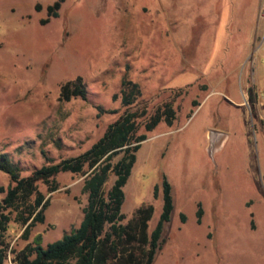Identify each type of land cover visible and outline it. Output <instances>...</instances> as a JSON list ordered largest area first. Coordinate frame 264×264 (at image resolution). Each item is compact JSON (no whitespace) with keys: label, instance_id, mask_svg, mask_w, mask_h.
<instances>
[{"label":"rangeland","instance_id":"obj_1","mask_svg":"<svg viewBox=\"0 0 264 264\" xmlns=\"http://www.w3.org/2000/svg\"><path fill=\"white\" fill-rule=\"evenodd\" d=\"M56 1L0 0V153L25 177L46 158L84 152L135 111L145 139L122 187V224L150 205L153 230L162 175L172 205L151 264H264V0H61L48 15ZM77 77L85 98L60 100L61 85ZM122 79L140 91L127 107ZM165 105L170 125L145 130ZM83 171L36 183L43 222L23 239L10 221L4 264L36 236L44 246L78 226ZM8 183L0 172V187Z\"/></svg>","mask_w":264,"mask_h":264},{"label":"trees","instance_id":"obj_2","mask_svg":"<svg viewBox=\"0 0 264 264\" xmlns=\"http://www.w3.org/2000/svg\"><path fill=\"white\" fill-rule=\"evenodd\" d=\"M60 1L47 7L48 15L56 16ZM119 90L120 103L131 105L140 95L137 84L122 79ZM73 97L85 98L81 78L67 81L60 87L59 99L68 101ZM116 96H113L115 99ZM142 115V114H141ZM138 113L125 110L114 122L107 125L103 134L84 152L58 162L45 159V163L34 169L28 176L21 177L19 168L8 155L0 153V172L7 175L9 183L0 200V264H4L7 246L4 235L10 221L22 228V238L37 223L43 222V211L47 199L37 190L36 183L48 184L59 173H84L82 189L86 193V204L78 226L63 234L59 239L42 246L40 236L17 252L12 264H151L158 249L163 224L168 221L172 210L169 185L161 176L162 207L153 230L147 233V223L152 216V207L142 205L122 224L124 215L120 208L123 202L122 187L130 174L135 152L143 135L136 136ZM173 111L165 105L158 108L144 123V129L152 130L163 120L170 125ZM121 155L111 163L113 158ZM113 175L111 186L106 189L108 176ZM49 192L56 190L55 184ZM157 186L153 187V197ZM202 210L197 204L195 218L199 223ZM12 216V218H11ZM180 221L184 217L180 215Z\"/></svg>","mask_w":264,"mask_h":264},{"label":"water","instance_id":"obj_3","mask_svg":"<svg viewBox=\"0 0 264 264\" xmlns=\"http://www.w3.org/2000/svg\"><path fill=\"white\" fill-rule=\"evenodd\" d=\"M212 134V136L214 135V133H211ZM211 136V138L209 137V139L213 142V137ZM216 136V135H215Z\"/></svg>","mask_w":264,"mask_h":264}]
</instances>
